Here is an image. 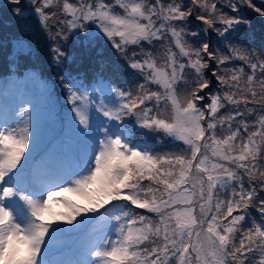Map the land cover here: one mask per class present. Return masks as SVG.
Instances as JSON below:
<instances>
[{
  "label": "snow or ice",
  "instance_id": "snow-or-ice-1",
  "mask_svg": "<svg viewBox=\"0 0 264 264\" xmlns=\"http://www.w3.org/2000/svg\"><path fill=\"white\" fill-rule=\"evenodd\" d=\"M247 10L264 0H0L29 22L0 35V264H264ZM38 60L62 98L46 132Z\"/></svg>",
  "mask_w": 264,
  "mask_h": 264
},
{
  "label": "rangeland",
  "instance_id": "rangeland-1",
  "mask_svg": "<svg viewBox=\"0 0 264 264\" xmlns=\"http://www.w3.org/2000/svg\"><path fill=\"white\" fill-rule=\"evenodd\" d=\"M254 3H256L258 6H260V0L259 1H255L253 0ZM248 13H250L251 17H253L254 19H256L255 21H258V23H255L253 21H251L250 25L244 26L243 31L241 32V36H246L247 38L250 39L251 42L254 43V45H259L262 41H264V28L261 26V24L264 26V18H261L258 14H256L255 12L251 11V10H247L244 12L245 17L247 15H249ZM25 23H29L28 21H24V22H17L16 20L12 19L9 16H4V15H0V35H4L7 36L9 34H11L12 32L16 31L17 28H19L22 24ZM255 25H259L258 27L255 28ZM73 51L76 52L77 57H78V62L80 60L83 61V67L84 68H88L92 58L94 57L95 53H88L79 49H73ZM103 58L105 60H111V54L109 52H105ZM3 57L0 56V64L3 65ZM0 65V68H2L3 66ZM36 72L38 74L39 77V81H46V83L48 81H53L52 77L53 74L55 72V69L50 67L46 62H44L43 60H38L36 61ZM39 88L43 91H39V92H44L45 95H47L48 93L51 94L52 96V92L53 90H51L50 85H47V90L45 91L44 87L42 86V84L40 82H37L35 85V90H39ZM55 89V88H52ZM56 91H57V87H56ZM54 96L52 97L53 100ZM56 106L53 105V101L51 102V104L49 106L46 107V105L42 108L43 111L42 113L46 112L47 110H49L50 108H55ZM57 113H54V116L57 117ZM54 119H46V121H42V132H46L48 130V128L51 126L52 121Z\"/></svg>",
  "mask_w": 264,
  "mask_h": 264
},
{
  "label": "trees",
  "instance_id": "trees-1",
  "mask_svg": "<svg viewBox=\"0 0 264 264\" xmlns=\"http://www.w3.org/2000/svg\"><path fill=\"white\" fill-rule=\"evenodd\" d=\"M256 1V0H255ZM257 1H259V0H257ZM257 3V2H256ZM249 15H247L246 16V18L247 19H250L251 21H253V22H255V23H258V21H255L256 19H254L253 17H251L250 15V13H248ZM245 15V14H244ZM259 25H255V28L256 27H258ZM261 26L264 28V26L261 24ZM263 32H264V30H263ZM1 65V64H0ZM1 66H3V65H1ZM3 72H4V68L2 67V68H0V75H2L3 74ZM52 80H53V77H52ZM44 82H46V81H40V83L42 84V86L44 87V89H45V83ZM47 85H50V87H51V90H53V92H52V96H51V101L49 102V103H46V104H44L43 106H42V108L46 105V107L47 106H49L50 104H51V102L53 101V105L54 106H56L55 108H50L49 110H47L46 112H44V113H41V121H43V120H46V119H56V118H58V115H57V117H55L54 116V113H57V114H60L61 113V102H62V98H61V96H60V94H59V91H58V89H57V91H56V85L53 83V81H48L47 83H46V87H47ZM30 88L32 87L31 85L29 86ZM52 88H55V89H52ZM39 91H43V90H41L40 88H39V90L37 91V92H39ZM54 96V98H53V100H52V97Z\"/></svg>",
  "mask_w": 264,
  "mask_h": 264
}]
</instances>
